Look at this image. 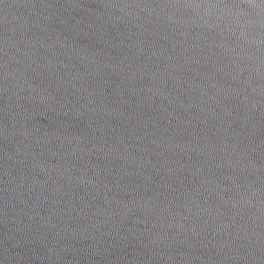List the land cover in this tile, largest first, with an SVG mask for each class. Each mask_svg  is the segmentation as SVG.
Returning a JSON list of instances; mask_svg holds the SVG:
<instances>
[{"label":"water","instance_id":"95a60500","mask_svg":"<svg viewBox=\"0 0 264 264\" xmlns=\"http://www.w3.org/2000/svg\"><path fill=\"white\" fill-rule=\"evenodd\" d=\"M0 264H264V0H0Z\"/></svg>","mask_w":264,"mask_h":264}]
</instances>
